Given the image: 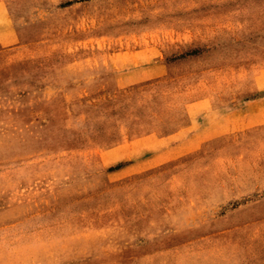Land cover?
<instances>
[{"label": "rangeland", "instance_id": "rangeland-1", "mask_svg": "<svg viewBox=\"0 0 264 264\" xmlns=\"http://www.w3.org/2000/svg\"><path fill=\"white\" fill-rule=\"evenodd\" d=\"M185 1L0 0L17 35L12 49L0 47V264H226L223 261L235 253L244 264H264V126L252 127L234 142L216 143L225 147L192 150L186 156L187 150L115 148L142 131L178 123L187 103L182 97L215 90L235 98L237 110L261 95L255 77L264 53L249 49L250 40H259L244 36L243 10H236V20L228 17V6L219 11L206 5L202 13L182 15V8L196 6ZM70 2L73 6H67ZM218 12L221 16L212 15ZM145 17L151 19L158 41L170 40L166 48L195 40V33H202L204 40L234 41L229 50L207 53L198 63L230 65L229 75L223 70L218 77L215 70L201 76L200 85L185 80L182 85L194 87L180 95L175 88L169 90L181 99L168 101H154L149 86H136L135 97L121 98L131 89L101 94L98 85L68 83L69 74L99 60L96 52L106 39L97 35L103 29L141 30L147 23L136 22ZM228 31L237 36H224ZM107 45L113 50L121 46ZM187 70L178 67L173 76ZM35 79L45 83H29ZM155 110L162 114L153 116ZM163 110L173 115L164 116ZM249 112L258 114L259 107ZM154 154L173 159L145 172L195 177L165 181L174 192L170 196L159 190L164 182L155 176V181L129 177L118 186L114 177L110 179L117 160L130 156L141 161ZM195 187L205 195L179 196ZM149 188L157 189L155 194H149ZM200 221H213V230L220 233L209 245L199 241L179 246L182 239L191 241L189 236L208 231L200 229ZM163 222L173 229L166 232L172 240L164 252L168 260L161 255L131 261L133 253L142 258L148 252L143 241L161 234L158 226ZM183 224L194 228L176 229ZM216 245L220 251L209 250Z\"/></svg>", "mask_w": 264, "mask_h": 264}, {"label": "crops", "instance_id": "crops-1", "mask_svg": "<svg viewBox=\"0 0 264 264\" xmlns=\"http://www.w3.org/2000/svg\"><path fill=\"white\" fill-rule=\"evenodd\" d=\"M86 1V0H85ZM71 3V2H70ZM169 2H164L168 4ZM185 4L196 5L191 8H182L180 11L182 15H185L186 12L189 13H202L205 11L206 5L215 6L219 11L225 9V6H228V17L236 20V10H243L242 20L245 22L244 36L251 37L252 35L256 36L259 42L249 41V49L253 52L264 53V0H187L182 2ZM75 4V2H74ZM73 6V4H68L67 6ZM238 5V6H237ZM239 8V9H236ZM187 9V10H186ZM220 12L212 13V15L221 16ZM239 15V14H238ZM154 17L153 21H156ZM11 14L8 11L7 5L3 2L0 3V22L3 24L0 26V47L11 48L15 46L14 43L17 41V35L12 33L11 25ZM249 22V24H248ZM254 22V23H252ZM141 25L147 23L146 28L141 30H132L125 31L122 29L110 32L109 29H103L102 33L97 35L99 40L106 39V42H103V45L99 46V52H96V56L99 57L98 61H95L83 68H79V72H75L74 75L69 74V84H93L98 85V89L101 94H107L110 91H117L118 89L129 88L131 91L129 94L121 93V98H127V96H133L135 91H137L136 86H149L148 94L151 95L154 101L157 99L161 100H174L181 99L177 97L178 93L169 92V90L179 91V95L187 91L189 88H193L194 81H200L198 85L203 83L199 78H206L207 73H212L213 71H223L227 70V75H229L230 65H219L212 66L211 64H198L201 59L205 57V54L215 52L216 50H221L227 48L228 50L235 45L234 41L227 42H215L210 39H203V34L197 35L194 34L195 40H185L181 41L179 44H175L172 48H166V44H170V40L164 39L157 40L158 34L155 31V28L151 27L153 25L149 17L136 22ZM259 24V28H257ZM254 26V27H253ZM119 28V27H116ZM228 37H236V31L231 33L228 31V34H223ZM160 36V35H159ZM187 36V34L185 35ZM207 36H210L209 34ZM218 34H212L211 37H216ZM165 38V36H163ZM199 37V38H198ZM113 39V40H112ZM116 43L121 46H117L118 49L113 50L111 46L107 44ZM248 48V45L245 46ZM12 49V48H11ZM108 49H110L108 51ZM264 62V54H261ZM32 62V61H29ZM72 67V66H71ZM182 68L183 70H193V72L182 71L179 77L173 76V70L176 68ZM258 73L255 77V85L258 86V91L261 93L255 99H249L245 105H241V108L235 110L233 105L235 98H224V95L227 93L220 94L219 92H208L206 94L199 93V95L185 96L182 97L180 101H187L184 108H181L180 119L178 123L173 125H166L161 129L157 127L149 129L145 132H140L136 136H133L131 139L127 140L128 144H119L116 149H126V150H187V153H184V156L192 153V150H202L209 147H225L221 142H234L237 138L240 137L243 133L252 131V127L255 126H264V63L260 64ZM198 69L209 70L207 72L198 73ZM205 73V74H204ZM219 76H222L224 72H219ZM189 77H191L189 79ZM196 79V80H195ZM185 80H192V85L182 83ZM31 84H41L45 83L44 80L35 79ZM157 86V87H155ZM150 87H153L152 92L149 90ZM197 87V86H196ZM156 90L159 92L157 93ZM134 91V92H133ZM124 95V96H123ZM176 96V97H175ZM152 100V99H151ZM244 106L249 107V111L253 106L259 107V113L252 115L251 112L244 111ZM172 110V109H171ZM183 110V112H182ZM164 116H172L173 112L170 110H163ZM153 116H160L162 113L157 114V111H152ZM184 118V119H183ZM255 118L257 124H252V119ZM234 140V141H233ZM114 144V145H117ZM190 151V152H189ZM124 153H126L124 151ZM182 156V157H184ZM165 157V158H164ZM165 159V160H162ZM172 156L167 155H152L141 159V161L135 160L132 157H123L120 160H117V166L114 167L113 171L109 172V177H114L115 181H123L129 177L131 178H140L141 176H147V181H155L156 179L162 180L163 189L165 196L174 195L171 193V190L165 186V181L168 180H182L193 178L195 176H189L192 174H185L184 176H177L172 174H156L154 172H145L152 169H156L159 165H164L171 161ZM142 170V171H141ZM159 175V176H158ZM152 176H155L153 178ZM198 180V178H196ZM120 185V184H119ZM157 189H148L150 194H155ZM179 193V196L186 197H202L205 195L204 189L195 187L193 189L182 190ZM189 203V200H187ZM182 206V205H180ZM184 207V206H182ZM181 212H186L182 211ZM166 212L163 210L162 213ZM164 218L163 216L160 219ZM150 222V219H148ZM198 221V220H197ZM213 221H200L197 222L200 226V229H207L208 231L197 232L193 240H188L187 238L182 239L178 243L179 246H186L188 242H198L201 241L202 245L210 244L209 240L211 237L220 233L219 230L214 231L215 225ZM190 223V222H189ZM166 223L163 222L158 227L163 228L161 234H158L156 237L150 238L147 241H143L148 246V252L143 254L142 258L136 252L132 254L131 261H140V260H156L160 257L162 260H168V257L165 256L164 252L168 251L172 245V240L166 236V232H171L172 227L166 228ZM194 228V224L185 226V224L176 227V229L187 230ZM212 229V231L210 230ZM223 229V228H222ZM188 234L189 232H184ZM193 232H190L192 234ZM181 235V234H180ZM180 238L182 237L179 236ZM196 237V238H195ZM195 239V240H194ZM136 242H132L136 244ZM219 244V243H218ZM213 245V243H212ZM154 247V249L151 248ZM170 246V247H168ZM133 248V247H132ZM209 250H221L219 245L210 247ZM133 252V250H131ZM235 252L238 250L235 248ZM221 258L216 257L217 261H221ZM230 264H244L242 258L235 253L232 259H227ZM228 262L225 260L223 263Z\"/></svg>", "mask_w": 264, "mask_h": 264}]
</instances>
